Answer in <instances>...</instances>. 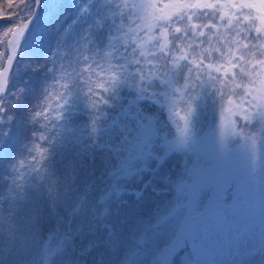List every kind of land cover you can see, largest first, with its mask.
<instances>
[{
    "label": "snow or ice",
    "instance_id": "1",
    "mask_svg": "<svg viewBox=\"0 0 264 264\" xmlns=\"http://www.w3.org/2000/svg\"><path fill=\"white\" fill-rule=\"evenodd\" d=\"M7 3L0 264H264V0Z\"/></svg>",
    "mask_w": 264,
    "mask_h": 264
},
{
    "label": "trees",
    "instance_id": "2",
    "mask_svg": "<svg viewBox=\"0 0 264 264\" xmlns=\"http://www.w3.org/2000/svg\"><path fill=\"white\" fill-rule=\"evenodd\" d=\"M160 3H165L163 0H159ZM14 4L18 5L19 0H14ZM8 10V3L7 0H0V11H7ZM224 11H227V9H224Z\"/></svg>",
    "mask_w": 264,
    "mask_h": 264
},
{
    "label": "rangeland",
    "instance_id": "3",
    "mask_svg": "<svg viewBox=\"0 0 264 264\" xmlns=\"http://www.w3.org/2000/svg\"><path fill=\"white\" fill-rule=\"evenodd\" d=\"M163 1L166 2V0H163ZM0 40H4V37H3L2 33H0ZM0 50H3V49H0Z\"/></svg>",
    "mask_w": 264,
    "mask_h": 264
}]
</instances>
